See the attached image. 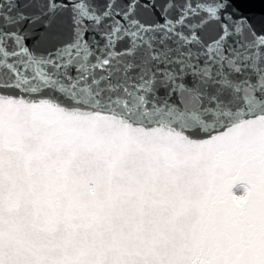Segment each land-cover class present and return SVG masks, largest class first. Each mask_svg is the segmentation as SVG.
<instances>
[{
    "label": "snow or ice",
    "instance_id": "obj_1",
    "mask_svg": "<svg viewBox=\"0 0 264 264\" xmlns=\"http://www.w3.org/2000/svg\"><path fill=\"white\" fill-rule=\"evenodd\" d=\"M264 0H0V264H264Z\"/></svg>",
    "mask_w": 264,
    "mask_h": 264
},
{
    "label": "water",
    "instance_id": "obj_2",
    "mask_svg": "<svg viewBox=\"0 0 264 264\" xmlns=\"http://www.w3.org/2000/svg\"><path fill=\"white\" fill-rule=\"evenodd\" d=\"M245 11L251 15H254L256 18H259V15L264 11V3L256 2L250 5Z\"/></svg>",
    "mask_w": 264,
    "mask_h": 264
}]
</instances>
